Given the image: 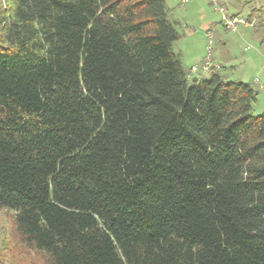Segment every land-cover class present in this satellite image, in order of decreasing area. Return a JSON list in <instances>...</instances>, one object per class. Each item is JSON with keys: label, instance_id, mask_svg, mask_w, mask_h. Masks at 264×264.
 <instances>
[{"label": "trees", "instance_id": "1", "mask_svg": "<svg viewBox=\"0 0 264 264\" xmlns=\"http://www.w3.org/2000/svg\"><path fill=\"white\" fill-rule=\"evenodd\" d=\"M180 37L165 0L0 4V264H264L258 86Z\"/></svg>", "mask_w": 264, "mask_h": 264}, {"label": "rangeland", "instance_id": "2", "mask_svg": "<svg viewBox=\"0 0 264 264\" xmlns=\"http://www.w3.org/2000/svg\"><path fill=\"white\" fill-rule=\"evenodd\" d=\"M224 1V4H221L225 7L226 11L230 14H236L240 13V15L244 16L245 18H249V14L251 13L253 8H259L262 5H264V0H222ZM209 0H206L204 2V6L208 10V17L209 19H214L217 24L220 26V32L225 36H233L236 37V42L234 45V55H236V63L233 70V73L235 76H231L230 79L232 80H241L245 79L248 81L249 79H252L251 81H254L255 77L257 76V79H260L262 77L261 75L258 76L256 74L257 71H260L259 67L261 62L264 60V55H257L258 52L264 53V40L262 38L264 37V25H261L259 13L254 14L250 17V21L252 25H249L246 31H244V28H240L238 32H232L229 29H225L224 25L222 24V13L216 9L215 5L210 2ZM0 4L5 6L7 5V0H0ZM188 7V4L186 3L181 9L171 12L170 19L174 22L177 30L181 34V37L174 43V50L175 52L180 56L181 60L184 63H187V59L191 61L193 57L196 56V53L199 54L202 49V51L207 53L206 43L201 42L198 45L199 49L198 51H193L191 49L190 43L193 45L198 44L194 41L195 36L198 35V31L193 30L191 27L187 28V23L191 26L198 25L197 22H194L195 20L189 19L190 17L189 12H185L186 8ZM184 13V14H183ZM184 16H183V15ZM192 16V15H191ZM175 17L179 18V21L175 19ZM262 19L264 21V11L262 12ZM185 20V21H184ZM221 21V23H220ZM186 23V24H185ZM223 25V26H222ZM254 28H259V31H255ZM261 30V31H260ZM197 34V35H196ZM243 34V35H242ZM192 40V41H191ZM212 48L214 46V42L212 43ZM208 45V42H207ZM183 49V54L181 55L180 52ZM182 53V52H181ZM200 55V54H199ZM198 57V56H197ZM230 68V67H229ZM262 75L264 74V70L261 71ZM264 79V78H263ZM263 93H261V96H259L258 101L255 102L254 107L255 111L257 113H262L264 110V90H262ZM7 215L4 211H0V248L4 245V236L7 230V227L9 226Z\"/></svg>", "mask_w": 264, "mask_h": 264}, {"label": "crops", "instance_id": "3", "mask_svg": "<svg viewBox=\"0 0 264 264\" xmlns=\"http://www.w3.org/2000/svg\"><path fill=\"white\" fill-rule=\"evenodd\" d=\"M165 1L167 4V7H168L169 18L171 16L170 14H171L172 10L173 11H176V9L179 10L186 3L188 4V7L186 8L185 12L186 13L189 12L190 17H188V18L195 20L194 22H197V24H198V25L191 26L190 24L187 23V25H186L187 28L191 27L193 30H196V32L198 31V35L196 34L197 36H195V38H194L195 40L194 41L191 40L193 43L195 41H197L196 43H198V44L193 45L192 43H190L191 49L193 51H195V50L198 51V49H199L198 45H200V46L203 45V44H200L201 42H205L206 48H207L208 40H207L206 34L208 32H210L213 35L214 46L212 48V59H213L214 66H211V68L208 70L204 69L201 66L207 57V53H205V55H204V52L202 51V49H200V51H201L199 53L200 55L196 53V56L193 57V59L191 61H189L188 59H187V63H184L182 61L184 66L189 68V69H191L195 65L200 66L196 72H192V77L209 76L213 71H219L224 77H226L229 80H232V79H230V77L235 76L233 73V70L235 67L237 57H236V55H234V52H235L234 45H235L237 38L233 37V36L223 35L220 32L221 31L220 26L217 24V22L212 18L209 19L208 10L203 4L204 2H206V0H190L188 2H185L184 0H165ZM218 2L220 4H224L223 3L224 1H222V0H218ZM175 19L179 21V18L175 17ZM171 21H172V19H171ZM220 23H221V21H220ZM251 27H253V26H251ZM242 28H244L245 29L244 31H246L248 26H242ZM253 29L255 31H259L258 30L259 28L253 27ZM232 32H238V31H232ZM262 40H264V37L262 38ZM181 52H180V54L182 55L183 49L181 50ZM257 55H264V53L259 51ZM216 66H219V67H216ZM259 69H260V71H257L256 74H258V76L261 75L262 77H260V79H257L258 77L256 76L254 81H251L253 78L248 80V82H253V83L257 84V86H258V98H259V96H261V93H263L262 90H264V79H263L264 74L262 75V73H261V71L264 70V60L261 62ZM235 81H237V80H235ZM239 81H246V80L241 79ZM258 98H257V101H258ZM263 112H264V110H263Z\"/></svg>", "mask_w": 264, "mask_h": 264}, {"label": "built area", "instance_id": "4", "mask_svg": "<svg viewBox=\"0 0 264 264\" xmlns=\"http://www.w3.org/2000/svg\"><path fill=\"white\" fill-rule=\"evenodd\" d=\"M185 2H188L190 0H184ZM212 2L216 9H218L222 13V23L226 29H229L231 31H238L242 26H249L252 25L251 21L248 18H245L242 15L239 14H230L226 11L225 7L221 5L218 0H210ZM207 40H208V45H207V57L204 61V63L201 65L204 69L208 70L211 68V66H214L213 64V59H212V43L214 42L213 40V35L208 32L207 34ZM199 65H195L191 68L192 72H196L199 69ZM219 67V66H216Z\"/></svg>", "mask_w": 264, "mask_h": 264}]
</instances>
